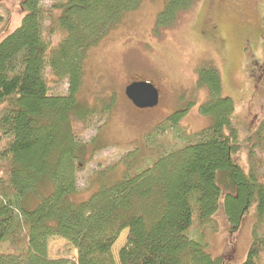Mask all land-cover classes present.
Returning a JSON list of instances; mask_svg holds the SVG:
<instances>
[{"label":"trees","instance_id":"16d2710c","mask_svg":"<svg viewBox=\"0 0 264 264\" xmlns=\"http://www.w3.org/2000/svg\"><path fill=\"white\" fill-rule=\"evenodd\" d=\"M41 1L24 0L21 25L0 41V264H226L206 244L221 199L231 235L254 206L242 264H264V177L255 152L264 145V121L251 133L244 172L235 160L244 143L234 103L214 65L200 67L196 83L208 92L200 111L210 127L186 132L184 111L176 110L132 151L90 174L87 197L76 199L77 175L101 150L99 130L113 100L81 99L86 56L146 0ZM199 1L164 0L154 31L172 29ZM263 5L254 27L239 30L262 37ZM6 23L0 13V31ZM256 56L263 61L264 54ZM60 81L67 84L63 95L56 92ZM96 116V135L81 140L76 125L87 130ZM51 239L64 240L75 257L50 258Z\"/></svg>","mask_w":264,"mask_h":264},{"label":"rangeland","instance_id":"374dc122","mask_svg":"<svg viewBox=\"0 0 264 264\" xmlns=\"http://www.w3.org/2000/svg\"><path fill=\"white\" fill-rule=\"evenodd\" d=\"M214 1L200 0L175 27L155 32V20L164 0H146L88 52L81 99L94 104L98 97L108 101L111 95L113 100L106 126L99 130L101 150L87 159L77 175L79 195L76 199L87 197L84 191L90 174L132 151L147 133L176 110L184 111L179 122L186 132L198 133L210 127L211 117L200 111L209 100L208 92L196 87L198 69L204 64L217 67L223 95L234 103L233 120L244 143L235 160L244 172L249 170L246 151L253 142L251 133L264 121V59L251 61L248 55L253 48L257 52L256 59H262L264 43L260 40H264V34L259 38L257 34L250 37L239 28L248 23H251L250 28L254 27L255 9L263 8L260 5L264 0ZM23 2L0 0V13L7 19L0 31V41L21 25L25 15ZM49 2L42 0L41 4L47 7ZM141 80L159 91V103L152 109L138 110L124 95L126 86ZM66 85L65 81H60L57 94H65ZM98 119L94 117L92 127L87 130L76 125L81 140L88 141L96 135ZM255 152L256 159H262L257 172L264 177V145ZM93 189L94 186H90L89 193ZM220 203L214 216L217 229L215 233L206 234L207 251L214 258L223 257L226 264H242L252 243L255 208L251 206L237 233L231 235L222 199ZM126 232L112 247L114 257L125 241ZM75 255L76 251L62 239L48 242L50 258L70 259Z\"/></svg>","mask_w":264,"mask_h":264},{"label":"water","instance_id":"95a60500","mask_svg":"<svg viewBox=\"0 0 264 264\" xmlns=\"http://www.w3.org/2000/svg\"><path fill=\"white\" fill-rule=\"evenodd\" d=\"M124 95L136 109H152L159 103V91L143 80L133 81L124 88Z\"/></svg>","mask_w":264,"mask_h":264},{"label":"flooded vegetation","instance_id":"af4514ba","mask_svg":"<svg viewBox=\"0 0 264 264\" xmlns=\"http://www.w3.org/2000/svg\"><path fill=\"white\" fill-rule=\"evenodd\" d=\"M214 1V0H213ZM217 1H221V3L222 2H226V0H217ZM214 3H215V1H214ZM257 33H260V29L258 28V31H257ZM255 56H256V54L254 53V54H252V56H251V60H253V61H255ZM263 70H261V72H262ZM262 79V78H261Z\"/></svg>","mask_w":264,"mask_h":264}]
</instances>
